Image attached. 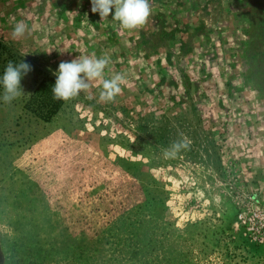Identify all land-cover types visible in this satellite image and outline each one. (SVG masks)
Here are the masks:
<instances>
[{
	"label": "rangeland",
	"instance_id": "obj_1",
	"mask_svg": "<svg viewBox=\"0 0 264 264\" xmlns=\"http://www.w3.org/2000/svg\"><path fill=\"white\" fill-rule=\"evenodd\" d=\"M149 3L127 30L91 0H0L2 74L32 66L26 95L0 84V264H264V0ZM92 55L125 77L113 101L93 81L26 108Z\"/></svg>",
	"mask_w": 264,
	"mask_h": 264
},
{
	"label": "clouds",
	"instance_id": "obj_2",
	"mask_svg": "<svg viewBox=\"0 0 264 264\" xmlns=\"http://www.w3.org/2000/svg\"><path fill=\"white\" fill-rule=\"evenodd\" d=\"M112 14V19L118 21L122 29L134 30L142 27L151 15L149 0H91V12L99 13L101 21ZM29 31L28 25L23 21L15 24L11 33L14 40L21 39ZM109 64L106 57L78 56L71 61H62L55 73L56 80L52 87L53 99L68 101L77 97L81 92L91 87V82L98 81L102 85L100 92L101 101H113L121 93V85L125 77L117 73L110 79L104 78V70ZM32 71V66L23 60L19 63L9 61L0 76L3 86V100L11 103L13 100L26 95L23 91L21 80ZM179 143L174 144V149H179ZM174 154L165 150V155Z\"/></svg>",
	"mask_w": 264,
	"mask_h": 264
},
{
	"label": "trees",
	"instance_id": "obj_3",
	"mask_svg": "<svg viewBox=\"0 0 264 264\" xmlns=\"http://www.w3.org/2000/svg\"><path fill=\"white\" fill-rule=\"evenodd\" d=\"M4 48L5 46L0 42V74H2L1 70H3L1 64L8 61L7 58H9V56L7 58L3 57ZM55 80L51 77H44V79L40 80L25 105L29 111L44 120H49L64 102L63 100L53 99L52 87L55 84Z\"/></svg>",
	"mask_w": 264,
	"mask_h": 264
},
{
	"label": "built area",
	"instance_id": "obj_4",
	"mask_svg": "<svg viewBox=\"0 0 264 264\" xmlns=\"http://www.w3.org/2000/svg\"><path fill=\"white\" fill-rule=\"evenodd\" d=\"M260 226L262 229H264V221H261Z\"/></svg>",
	"mask_w": 264,
	"mask_h": 264
}]
</instances>
